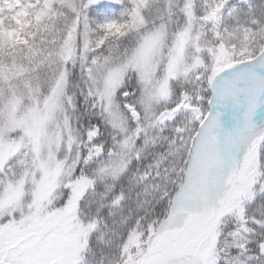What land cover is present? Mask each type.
<instances>
[{"label":"snow or ice","instance_id":"obj_1","mask_svg":"<svg viewBox=\"0 0 264 264\" xmlns=\"http://www.w3.org/2000/svg\"><path fill=\"white\" fill-rule=\"evenodd\" d=\"M0 0V264H264V0Z\"/></svg>","mask_w":264,"mask_h":264},{"label":"trees","instance_id":"obj_2","mask_svg":"<svg viewBox=\"0 0 264 264\" xmlns=\"http://www.w3.org/2000/svg\"><path fill=\"white\" fill-rule=\"evenodd\" d=\"M113 4H114V2H113V3H108V4H103V3H102V5H104V6H106V7L102 8V9H100V10H101V11H108V12H111V11L115 10L114 8L110 7V5H113Z\"/></svg>","mask_w":264,"mask_h":264},{"label":"rangeland","instance_id":"obj_3","mask_svg":"<svg viewBox=\"0 0 264 264\" xmlns=\"http://www.w3.org/2000/svg\"><path fill=\"white\" fill-rule=\"evenodd\" d=\"M114 0H100V3L102 4H108V3H113Z\"/></svg>","mask_w":264,"mask_h":264}]
</instances>
